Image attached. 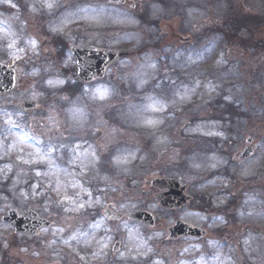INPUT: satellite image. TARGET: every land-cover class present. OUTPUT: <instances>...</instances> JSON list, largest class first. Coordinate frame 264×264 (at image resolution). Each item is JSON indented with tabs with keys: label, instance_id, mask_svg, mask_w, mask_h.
Returning <instances> with one entry per match:
<instances>
[{
	"label": "rangeland",
	"instance_id": "obj_1",
	"mask_svg": "<svg viewBox=\"0 0 264 264\" xmlns=\"http://www.w3.org/2000/svg\"><path fill=\"white\" fill-rule=\"evenodd\" d=\"M46 2L0 0V61L24 75L16 92L0 96V264H264V0H55L51 9ZM59 38L126 55L99 84L67 94L75 63L59 55ZM13 39L25 49L19 58L7 48ZM136 74L147 79L143 88ZM101 84L113 94L90 99L85 89ZM184 89L194 90L181 100L175 93ZM148 95L167 107L144 111ZM23 99L42 109L20 112L14 104ZM74 104L86 113L82 121L72 118ZM203 137L217 151L182 155ZM250 137L253 157L233 161ZM48 145L56 146L55 166L37 155ZM118 154L127 162L117 165ZM163 177L189 185L190 207L160 209L150 182ZM108 207L147 210L157 224L108 223ZM10 208L37 209L54 225L37 238L18 236L1 221ZM178 219L209 237L170 240L167 228Z\"/></svg>",
	"mask_w": 264,
	"mask_h": 264
},
{
	"label": "water",
	"instance_id": "obj_2",
	"mask_svg": "<svg viewBox=\"0 0 264 264\" xmlns=\"http://www.w3.org/2000/svg\"><path fill=\"white\" fill-rule=\"evenodd\" d=\"M115 3H124L125 0H110ZM77 61V75L81 81L87 82L95 78L104 76L106 68L122 54L114 50H99L94 47L79 48L70 47ZM17 87V78L13 70L8 69L5 65L0 64V94L11 92ZM18 106L23 110H34L40 108L37 102L21 101ZM250 152H245L242 157L248 156ZM161 189H169L168 193H160L157 195L159 203L164 208H178L189 204L192 199L187 195V186H180L176 180L157 179L152 183ZM107 217L121 218L123 215H114L112 212H106ZM130 218L137 221L154 225V217L147 212H137L129 215ZM4 222L10 223L15 227V232H26L32 235L38 234L40 227H48L51 225L46 219H41L34 211H16L10 210L6 216L2 218ZM171 237L180 235L203 237L207 232L203 229L194 227L183 222H177L176 225L169 229ZM118 246L116 243L115 248ZM1 258V254H0Z\"/></svg>",
	"mask_w": 264,
	"mask_h": 264
},
{
	"label": "snow or ice",
	"instance_id": "obj_3",
	"mask_svg": "<svg viewBox=\"0 0 264 264\" xmlns=\"http://www.w3.org/2000/svg\"><path fill=\"white\" fill-rule=\"evenodd\" d=\"M54 2H55V0H47L46 7L51 9L54 6ZM12 7H15V5H12ZM80 11L86 13L88 11V9L81 8ZM90 19H91V17H90ZM29 43L32 45L33 48H35L37 46L35 40H30ZM7 48L12 50L13 58H19L17 56V53H21V52L25 51L24 48L17 47V43H16L15 39H13L12 41L7 43ZM205 51H209V50L205 49ZM197 55H199V53H197ZM186 62L191 63V62H194V61L192 60V57L189 56L187 58ZM148 66L152 67V68L155 67L154 64H149ZM136 80H137V87H140V88H143L148 83L147 79H145L140 74H136ZM47 83L49 85H53L54 83L63 84L64 81H62V80H57V81L48 80ZM173 83H175V82H173ZM197 85H198V82H197ZM193 90L194 89H184L183 90V95H181V93L179 91L176 92L175 95L179 96L180 99L183 100V99H185L187 97L188 93L193 91ZM85 93L88 94L90 99H92L94 101L104 102L107 99H109V97L113 94V89H111L107 85L101 84V85H97L93 89H85ZM145 100L147 101V103L144 105V111L159 112V111H163L167 107V101L164 100V99H161L159 97L148 95V96L145 97ZM69 111L71 112L72 118L75 121H82L84 116L86 115V113H84L83 109L78 107V106H76L75 104L73 105L72 108L69 109ZM5 114L6 115H10L9 113H5ZM50 119H52V118L50 117ZM8 123L10 125H14V122L11 121V120H9ZM144 123L146 125L151 126V125H155L156 123H159V121H156V120H153V119H145ZM80 147L81 146L79 144H76L74 146V148H73V155H74L75 159H80L79 156H76V150L79 149ZM56 150L57 149H56L55 145L43 146V147L38 149L37 155L40 157L41 161L47 162L48 164H50L52 166H55L54 161H52L51 158H50V153H53ZM91 155L96 160H98V157H96L95 152L91 153ZM114 162L117 165L122 164V163H126L127 162V157L123 156V155H119V154L115 155ZM83 166L87 167V165H83ZM66 199H67V197H66ZM79 207L83 208L84 205L81 204V205H79Z\"/></svg>",
	"mask_w": 264,
	"mask_h": 264
},
{
	"label": "trees",
	"instance_id": "obj_4",
	"mask_svg": "<svg viewBox=\"0 0 264 264\" xmlns=\"http://www.w3.org/2000/svg\"><path fill=\"white\" fill-rule=\"evenodd\" d=\"M241 17H242L241 19H240V17H239V20H240V21H246V20L249 18V17L247 18V16H245V15H241ZM235 18H236V17H235ZM236 21L238 22V20H236ZM226 35H227V34H226ZM227 37L229 38L228 35H227ZM229 39H230V38H229Z\"/></svg>",
	"mask_w": 264,
	"mask_h": 264
},
{
	"label": "flooded vegetation",
	"instance_id": "obj_5",
	"mask_svg": "<svg viewBox=\"0 0 264 264\" xmlns=\"http://www.w3.org/2000/svg\"><path fill=\"white\" fill-rule=\"evenodd\" d=\"M115 223H116L115 221L114 222L112 221V224H115Z\"/></svg>",
	"mask_w": 264,
	"mask_h": 264
}]
</instances>
